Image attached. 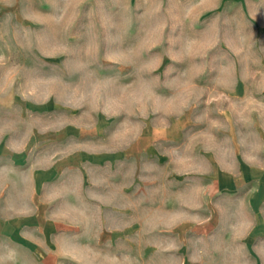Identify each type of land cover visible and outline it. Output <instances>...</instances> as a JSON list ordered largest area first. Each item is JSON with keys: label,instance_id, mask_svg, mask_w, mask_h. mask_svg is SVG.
<instances>
[{"label": "rangeland", "instance_id": "rangeland-1", "mask_svg": "<svg viewBox=\"0 0 264 264\" xmlns=\"http://www.w3.org/2000/svg\"><path fill=\"white\" fill-rule=\"evenodd\" d=\"M0 110L52 264H264V0H0Z\"/></svg>", "mask_w": 264, "mask_h": 264}, {"label": "crops", "instance_id": "crops-1", "mask_svg": "<svg viewBox=\"0 0 264 264\" xmlns=\"http://www.w3.org/2000/svg\"><path fill=\"white\" fill-rule=\"evenodd\" d=\"M19 152L4 140L0 120V264H52L56 255L59 262L51 234L54 229L60 238L68 217L64 206L52 212L49 202L51 183L64 177H49L47 167L25 161Z\"/></svg>", "mask_w": 264, "mask_h": 264}]
</instances>
